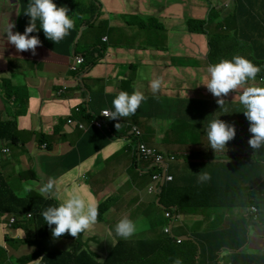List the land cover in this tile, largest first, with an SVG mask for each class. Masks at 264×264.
Masks as SVG:
<instances>
[{"label":"crops","instance_id":"0c3cea01","mask_svg":"<svg viewBox=\"0 0 264 264\" xmlns=\"http://www.w3.org/2000/svg\"><path fill=\"white\" fill-rule=\"evenodd\" d=\"M93 1L54 0L58 6L69 8V15L71 16L72 13L75 16V27L68 36L55 44L46 38L38 22L39 31H34L30 35H38L42 45L38 46L37 54L32 55L30 51L22 54L14 50L16 48L7 41L6 34L10 24L15 25L14 32H24L30 20V17L24 14L29 0H0V121L12 122L16 127L14 140H0V175L7 177L5 171L8 170L10 183L15 180L26 182L31 178L36 189H41L43 186L41 181L46 183L48 178H55L58 191L42 197L51 198L50 200L56 203L55 197L63 196L65 191L73 187L93 199L97 205L108 203L102 219L86 235L93 239L92 244H104L98 250V255L107 257L120 238L115 235L114 226L122 216H129L137 223V232L134 238L131 237L133 239L156 238L153 225L164 222L157 211L160 209L154 204L155 198L145 191L149 182L148 176L145 175L146 163L136 161L131 150L136 145L132 124L138 127L145 144L153 146L161 153L178 156L177 172L182 170L183 165H188L190 168L194 165L185 157L195 154L205 164L210 161L212 154L202 148H188L190 145L188 142H173L174 120L172 119L179 116L170 109L181 105L179 100L188 97L189 94H193L194 98L203 99L208 96L198 87L203 82L199 78H204L206 72H202L197 67L194 73L192 69L184 73L180 65L170 67L173 59L179 61L184 58L205 59V53L187 52L186 44L192 38L190 32L178 29L169 34L162 23L161 20L165 16L172 18L178 13L173 5L175 1L98 0L100 6L97 18L95 12H91V15L87 13V8L92 6ZM193 1L195 0H190V3L192 4ZM183 3L181 1L179 4L181 10ZM194 6L197 5L194 3ZM170 8L172 13L168 12ZM132 15H137L133 20H138L140 17H146V20L154 18L162 27L153 33L143 29L150 32L145 34L147 42H136V37L142 29L130 25ZM198 16V12L190 15L183 13L182 19L199 18ZM259 16L263 17V14ZM89 19H95V22L89 23ZM251 19L253 27L264 26L262 19L252 17ZM183 25L186 28L185 22ZM240 29L246 28L240 27ZM216 33L225 35L227 31ZM157 35H162L161 39L157 38ZM206 36L210 37V35ZM201 38L206 46V39ZM164 47L168 49L167 52L163 50ZM82 53L86 55L85 64H79L76 59V56ZM259 57H262V54ZM73 65L85 69L82 73H77L73 71ZM159 76H163L165 86L158 93L153 94L149 88V81ZM133 86L143 91L147 99L134 115L117 120L119 123L123 122L118 126L119 131H114L117 134L115 137L107 130V123L110 120L107 118L106 126L103 131L97 133L99 140L94 145L92 138L95 134L91 133V130H95L86 119V113L99 117L102 110L112 111L115 94L119 91L131 93ZM193 88L195 90L191 92ZM75 107H80V112L73 110ZM225 107L229 110L234 104L225 103ZM68 118L77 123L85 122L89 130L81 131L68 126L66 124ZM41 135L48 138L49 151H43L39 147ZM109 137L112 139L110 140ZM10 141L14 142L10 143ZM8 147L13 149L12 159L8 157L10 154L3 152V148ZM229 151L230 154L225 156L235 155L237 157L235 161L238 158L241 160L251 158L244 143L229 148ZM244 151L249 154L245 153L241 156L240 153ZM203 152L208 154L205 159H203L204 155H200ZM133 166L135 171L132 173ZM205 166L209 170L208 164ZM240 168L249 167L234 163L229 168V172L234 178H244V181L247 179L259 181L260 176L264 174V172H255L247 178ZM121 175L123 179L116 182ZM13 188L17 189H13L16 195L27 190L14 185ZM46 195L49 197L47 198ZM138 200H142L145 206L136 205ZM239 212L238 207H233L230 214L237 215ZM263 215L264 212L259 213L256 220L249 217L248 237L236 239L238 243L235 244L239 245V248L244 244L242 241L246 240L245 246L240 248L241 252H236L237 255L255 257L262 253L264 218L261 217ZM3 217L0 216V264L7 263V255L2 252V248L4 249L2 244L8 241L10 244L6 246L12 251L11 257L20 259L17 257L22 254L24 241H28L27 238L37 228L36 222L8 227V221L2 219ZM199 218V214L185 211L181 216L180 225L177 226L179 228L170 229V234L173 236V232H176L178 238H181L193 232L202 234L212 230L207 223H213L214 220L209 218L204 225H198L196 220ZM185 222L190 223L187 228ZM7 228L13 231L8 237L5 235ZM156 228L162 231L160 225ZM47 237H50L49 233ZM19 239L21 241H18ZM232 245L234 244L226 242L223 252L216 261L231 264V257L234 255L230 254L228 247Z\"/></svg>","mask_w":264,"mask_h":264},{"label":"clouds","instance_id":"9594fccd","mask_svg":"<svg viewBox=\"0 0 264 264\" xmlns=\"http://www.w3.org/2000/svg\"><path fill=\"white\" fill-rule=\"evenodd\" d=\"M234 1L235 0H229L228 7L230 8V12L226 17L223 29H220V26L218 25L213 26L212 24H207L209 28L208 33H195L197 35H202L206 39V46H204L205 52L207 51V42L209 40L216 47L215 56L219 55L223 51H227L228 53H230V59L222 58L219 60V62L211 63L208 65L207 75L204 77V80L201 84L206 86L207 90L215 98H217V104L219 105L220 109H223L224 114L228 113V109L225 107V97L229 93H231V95H234L233 92L236 93L235 97H238L239 104L243 107L242 112L250 122L249 132L251 133V136L248 140V143L244 144L250 154L253 155L251 148L254 150V152H258L261 149L264 151V63L259 66L257 65V61L264 56V53L262 54V57L258 56L257 58H252L247 54L246 50L248 48V45L250 44H254L256 46L260 44L261 46H264V41L258 42L251 39H236L233 37L229 44H220V46H217L216 42L211 40L210 37L206 36L210 35L211 33H216L217 31H227V33H229L227 18L232 14V9L234 8L233 5L235 3ZM197 2L203 3L204 0H198ZM216 4H220V1L216 0ZM99 6L100 2L98 0H94L92 6L87 8V13L91 15V12H95V18H97ZM207 10L209 12L205 17L193 19H206L207 17H211L212 15H214V12H212L209 7H207ZM24 14L30 17L29 23L26 25L24 32H14L13 30H15V25L10 24L6 33L7 41L14 45L16 48L13 49L22 54H26V51H30L32 55H36L38 46L42 45V41L40 40L38 35H30L34 31H39L37 27L38 22L39 27L43 29L46 38L53 41L55 44H58L66 36H68L71 33V30H73L75 27V16L72 13L71 16L69 15V8L67 6H58L54 2V0H29ZM251 17L254 18V14H251V16L248 14L245 19L241 20L244 23H250L253 22ZM213 20H217V18H210V22H212ZM88 22L94 23L95 19H89ZM85 56V53L76 56L79 64L86 63ZM206 59L207 55H205L204 61H206ZM72 69L77 73H82L85 68H82L79 65H73ZM141 75H143V73H141ZM164 86L165 83L163 76L154 77L149 81V88L153 94L158 93ZM146 99L147 97L145 96L144 92L141 91L138 87L133 86V91L131 93L127 91H119L115 94V97L112 100V111L108 109L105 110H108L109 112L102 110L99 117L88 115L86 113V119L89 121L91 127H93V129L95 130H91V133L95 134V136L92 138V140L95 142L93 144L95 145L98 142L99 138L97 136V133L103 131L104 127L106 126L107 118L110 119L107 123V130L109 134H112L115 137V135L117 134L114 133V131H119L118 126L123 122L122 121L119 123L117 120L134 115L139 109L140 105ZM74 110L80 112L81 108L75 107ZM241 114H236L231 118L234 124H230L220 119V117L213 118L208 122L206 129L208 147L214 150L215 153L227 149L228 142L235 138V126L241 124ZM97 123H99L100 125H98ZM66 124L81 131L89 130L85 122L77 123L71 118L67 119ZM131 128L133 131V135L136 138V145L131 148L134 159L136 161L146 163L145 175L148 176L147 178H149V182L145 187V191L148 195L155 198L158 190L165 184L172 181V176H163L162 172L167 171L168 164L173 162L177 164L179 162V158L175 154L161 153L153 146L145 144L141 139L142 135L138 127L132 124ZM136 131H138V134H136ZM109 139L111 140L112 137H109ZM138 143H142L146 148H153L158 153H160L164 157V166L159 167L154 164L153 161H145L140 159L136 152V146ZM39 147L43 151H49V141L46 136L41 135L39 139ZM3 152L7 155H11L9 149H3ZM252 155L250 156L252 157ZM187 167L189 169L186 171L185 168ZM185 172H187L188 174L186 175L187 177L194 176V172L192 171V169L188 165H183L181 172H177L178 178H182V175H185ZM154 176H157L159 181H155L153 179ZM263 177L264 176L261 175L259 181H251L250 179L246 180L248 184H255L256 182L255 188L248 187L249 191H251L252 193L251 195H248L246 198L243 197L241 192L240 195H237L238 199L236 198L237 203L235 204V207H238V211H240L239 213L243 217L248 219V221H250V218L257 219L258 214L264 212ZM7 179L9 180L11 179V177H8ZM208 179H210V174L204 173L202 171L198 173V182H203ZM56 191H58V185L55 178H48L47 182L44 183L41 187V192L43 194H50ZM11 192L18 199H24L16 195L14 191ZM24 193H28V197H36L40 200L32 198L29 201V207L21 209L19 212H14L13 210L5 212V214H3V218L4 220L8 221V227L17 224L36 222V233L32 232L31 235L27 238L28 240L40 233L46 236H48L49 233L50 237H52L51 241L57 243L58 249L70 250L74 245V239L67 238L66 235H71L77 241L78 239H81V241H78L80 243L79 251L86 250L87 252H90L98 261H103L110 256L111 251L108 253L107 257H105V255L99 256L98 250L101 249V247L99 249L97 248V245L99 244H92L91 242L93 241V239H90L85 235L80 236L82 233L90 231L102 219L103 214L99 217L98 210V207L101 205H97V203L93 199L86 196L75 187L71 188V190L65 191L63 196L55 197L57 199V203L53 200H50L51 198L46 199L43 197L31 196L29 190H26ZM232 195H236L235 191L232 193ZM245 201H248L252 204H246L247 206H243L242 204L243 202L246 203ZM104 205H106V203ZM182 214L183 213L181 212H177L175 215H173L171 211L170 213L167 211H163L164 222L162 223V225H160V229H162L165 235L169 233V235L172 236L170 234V229L174 225H180V222L182 221ZM137 227L138 226L136 221L131 219L129 216H122L114 226L115 235L120 237L117 241H127L132 236L134 238L137 232ZM12 232L13 231L11 229L7 228L5 235L8 237L9 235H12ZM139 239L143 240L147 238L138 237L137 240ZM18 241H21V239H19ZM9 244L10 243L8 241L2 244L4 246V251L5 246ZM23 246H26L25 243H23ZM55 250H57V248H55ZM81 253L87 254L89 256L88 253ZM46 254L47 251L44 248H41L31 253H22L17 258L21 259L20 264H35V262L40 257H42L41 260L44 259V256ZM16 260L19 259H14V264H18V261ZM22 260L25 263H23ZM8 262L10 261H7V263ZM40 262L36 264H39ZM173 264H183V261L180 257H176L173 260Z\"/></svg>","mask_w":264,"mask_h":264},{"label":"trees","instance_id":"16d2710c","mask_svg":"<svg viewBox=\"0 0 264 264\" xmlns=\"http://www.w3.org/2000/svg\"><path fill=\"white\" fill-rule=\"evenodd\" d=\"M206 1L208 2V0ZM234 2L233 7L236 10V19H245L248 14L250 16L251 14H254L255 19L260 18L264 22V0H235ZM256 11H259L258 14H263V17L256 14ZM136 16L132 15V18L130 17L129 23L131 26H136L139 29H148L151 33L157 32V30L162 27V25L154 18H149V22H144L143 17H140L138 20H133ZM215 18H217V16ZM184 22L188 32L198 34H206L209 32L207 24L210 23V17H207L206 19H187ZM155 25H157V27ZM161 37L162 35H157V38L161 39ZM209 42L210 41L208 40L209 51L207 47L206 52L205 48H203L202 52L199 50L202 54L205 53V55H207L205 61L207 67L211 63L219 62L222 58L230 59V53L227 51H223L215 56L216 47L212 42ZM163 50L167 52L168 49L164 47ZM181 60L183 61V64H188L190 67H192V65L196 66L197 64H191L195 59L184 58V60ZM179 62V60L173 59L170 67L173 65L178 66ZM263 63L264 56L257 61V65L259 66ZM206 75L207 74H205V76ZM199 80L203 81L204 79L199 78ZM198 87L202 89V91H205L208 96L203 99L202 97L194 98L193 94H189L188 97H183L179 100V103H182L181 105L174 106L170 109L175 111L179 116L176 119H172L174 120V123L172 124L174 143H187L190 137L193 140H196V131L201 128L200 125H208V122L213 118L220 117V119L230 124H234L231 118L236 114L242 113L240 116L242 120L244 119L245 115L242 112V105L239 104V101H231L232 98H236L235 95L229 93L225 97V103H233L234 107L229 109L228 113L224 114L223 109H220L217 104V98L207 90L206 86L201 84L198 85ZM194 90L195 88L191 89V92H194ZM213 97L215 98L214 100H212ZM205 99H211L210 103H212V105L210 106ZM89 108L90 107H88V109ZM235 127L236 136L233 140L228 142V149L240 146V143H248L251 136L249 126H245L241 123ZM188 131H190V133H188ZM15 135L16 127L14 123L0 122V140H14ZM12 142L14 141H10V143ZM251 150L253 152V155L251 154L252 157L248 160L242 161H235L237 158L235 155L223 157L212 156L210 161L205 163L206 165L208 164L209 170L203 166H191V168H193L192 171L194 172V176L192 177H187L186 175L188 174L185 172L184 178H178L176 164L174 162L170 163L168 164L167 171L172 175V181L161 187L155 197L154 204L160 209L159 213H161L159 217L161 218H163V211L169 213L171 211L172 214L175 215L177 212L185 213V211H189L190 208L210 207L214 208V210L220 211V214H224L226 219L223 226L214 228L202 234H195L193 232L187 234L181 239H177L178 236L176 232H173V236H170L168 233L165 236L158 235L156 238L154 237L152 239L137 240L130 238L127 241L120 240L112 248L110 256L103 261L96 260L93 255L86 250L79 251L80 243L78 241H81V239H78L77 241L71 235H66L67 238L74 239L73 247L70 250L57 249L47 253L44 256V262L41 264H173V260L176 257H180L183 264H216V258L218 259L219 255L223 252V247L226 246V242L234 244L231 247H228L230 254L234 255L231 257V264H264V251L255 257L236 254V252H241L240 248L242 249L246 244V240L242 241L244 244H241L239 248V245H236L238 243L236 239H243V236L244 239L248 237V224L246 223V220L248 219L245 217L242 218V215L240 214L232 215L227 212L229 207L235 206L229 201V195H232L235 191L237 197L241 192L243 197L246 198L248 195L252 194L248 187H256V184L253 183L243 185L244 178H234L231 172H229L231 165L236 163V165H241L243 167L248 166L249 168L247 169L240 168L241 171L243 170L245 172L247 178L251 177L255 172H264V151L261 149L258 152H254L252 148ZM211 152L212 155H216L215 151ZM200 155H204L203 159L208 156V154H205L204 152ZM258 155H260L261 158ZM201 171L210 174V179L198 182V173ZM262 175L264 176V174ZM7 180V177L4 178L0 175V216L5 214V212L12 210L14 212H19L21 209L28 208L29 201L32 198L40 200L36 197H27L23 200L18 199L10 191L11 189L8 186ZM262 180L264 181V177ZM242 205L247 206L244 202ZM107 206L108 203L98 207L99 217L104 214ZM154 225L153 228H156L157 226L162 225V222ZM178 228L179 227L174 225L171 229L176 230ZM90 231L82 233L80 236H86ZM193 231L195 230L193 229ZM99 248L100 247H98V249ZM81 252L88 253L89 256L87 254H82ZM16 261H18V264L21 263V259ZM22 262L25 263L23 260ZM6 264L11 263L8 262Z\"/></svg>","mask_w":264,"mask_h":264},{"label":"rangeland","instance_id":"374dc122","mask_svg":"<svg viewBox=\"0 0 264 264\" xmlns=\"http://www.w3.org/2000/svg\"><path fill=\"white\" fill-rule=\"evenodd\" d=\"M175 3L174 8L176 9V11L178 12L177 14H174V16L172 18H168V17H164L162 21V23H164V25L166 26L167 32L170 34L171 31H176L178 29H182L183 31H187V29L185 28V26L183 25V22L185 21V19H182V15L184 13V15H190L193 12H198L199 13V18L201 17H205L208 14V10L207 7H209L212 11L215 12L214 15H212L210 18L213 19L217 16V20H213L212 22H210L209 24H212L213 26H220V29H223L225 21H226V17L230 12V8L228 7L229 4V0H219L220 4H216V0H208V2L206 0H204V2H195L193 1V3H190V0H181L183 1V6L182 9H180V0H174ZM226 2V5H225ZM197 5L196 7L194 6ZM209 3V4H208ZM233 5V4H232ZM82 7H86V5H82ZM169 13H172V8L169 9L168 11ZM185 12L187 14H185ZM256 14L259 13V11L255 12ZM150 14V13H149ZM261 15V14H258ZM193 17H195L194 15H192ZM189 19H193V18H189ZM144 22H149L150 20H146V17L143 18ZM187 20V19H186ZM253 21V20H252ZM125 22V21H124ZM227 26L229 27V33H225L224 34H218V33H211L210 34V39L213 40L214 42L221 44V45H226L229 44L232 40V38H238V39H251L254 41H258V42H262L264 41V26L261 28H255L253 27V22L250 23H244L241 19H236V10L235 8L232 9V14L227 18ZM127 27V25H126ZM240 27H245L246 29L241 30ZM219 28V27H218ZM188 32V31H187ZM145 34H150V32L148 30H141L139 32V36L136 37V42L142 41L147 42L146 36ZM190 36H198L195 33H190ZM196 39V40H194ZM187 48L189 49V47H191V51H189V54H193V53H197L199 52V50H202L201 47L204 48V43L201 37H192L190 38V40L187 42ZM247 54L250 55L252 58H257L259 55L264 53V46H261L260 44H258L257 46L254 44H250L248 45V48L246 50ZM29 53V52H26ZM242 54V53H240ZM169 56H171L170 54H167ZM164 58L166 59V57L164 56ZM205 59H195L191 62V64L193 63H197L196 66L192 65V67H190L188 64H183V61H180L178 65H180V67H182L184 69V73L186 70L188 69H192V72L194 73L196 71V68L199 67V70H201L202 72H206L207 74V63L204 61ZM204 79V78H202ZM233 94L236 96V93L233 92ZM234 97V96H232ZM215 98L213 97L212 100H214ZM208 101V103L211 102V99H205ZM231 101H238V97L236 98H232ZM213 108V107H211ZM74 110V109H73ZM163 121V120H162ZM241 123L245 126H250V122L247 120L246 116H244V119L241 121ZM201 128L197 129V138L196 140H193L191 137L188 139V143L190 144L188 148H202L204 150H208V151H214L212 150L210 147H208V140H207V134H206V129H207V124H202L200 125ZM192 131V130H191ZM181 132V131H180ZM193 132V131H192ZM194 133V132H193ZM29 143V142H28ZM185 144V143H184ZM183 147V146H182ZM3 149H9L11 155H9L8 157H11L12 159V150L10 147L8 148H3ZM249 154V152L244 151L242 154L240 153V155L242 156L243 154ZM212 154V152H211ZM217 154L219 155H226V154H230L229 149H224L223 151L217 152L216 155H212V156H217ZM3 157V156H2ZM6 157V156H5ZM215 158V157H213ZM185 159L188 160V162L190 164H194V165H199V166H203L205 168H207V166L202 165L204 163V161L198 157L197 155L193 154L189 157H185ZM238 161H242L241 158L237 159ZM201 164V165H200ZM189 168H185V170L187 171ZM135 171V167L133 166L131 168V172L133 173ZM163 176H172L168 171H163ZM130 174V172H129ZM5 175L7 177H9L10 174H8V170L5 171ZM184 176V175H182ZM211 176V175H210ZM130 177V175H129ZM123 179V175L119 176V178L116 179V182H120ZM11 179H9L7 181L8 186L10 187L11 191L17 190L15 188H13V185L15 187H21V189H27L30 191L31 196H37V197H42L43 194L41 192V189H36L34 187V184L32 182H34L33 179L29 178L28 181H22V182H17L16 180L12 183H10ZM159 181V180H158ZM41 183H45L44 181H41ZM244 185H248L247 181H243ZM256 184V182H255ZM14 189V190H13ZM144 189V187L142 188V190ZM19 197L22 198H27L29 195L28 193H19L18 194ZM46 197L48 198L49 196L46 195ZM229 201L231 202V204H236L237 203V197L236 195H229ZM246 204H252L248 201H245ZM136 205H139L140 207H144L145 204L142 200H138ZM235 207V206H234ZM232 207H229L227 209V212L231 213ZM133 210H131L132 212ZM159 212V210H157ZM190 212L196 213L200 215V218L197 221L198 225H204L206 223V221L210 218L212 220H214L213 223H207L209 224L211 227V229L214 228H218L220 226H223L225 224V219L226 217L224 216L223 213L220 214V211L218 210H214V208H210V207H204V208H190L189 209ZM161 213V212H160ZM240 214V213H238ZM241 215V214H240ZM243 218V216H242ZM262 219L264 218V215L261 217ZM4 219V218H2ZM256 220V219H253ZM246 223L248 224V220H246ZM185 228H187V226L190 225L189 222H185L184 223ZM154 233L158 236H165V234L163 235L162 231H159L158 228H154ZM44 235V234H43ZM41 233L31 237L28 241H24L26 246L22 247V253H31L33 251H37L41 248H44L47 253L55 251V248L58 249V245L57 243H54L52 240V237H47L46 235L43 236ZM183 238V237H181ZM39 242V243H38ZM104 246V244H99L97 245L98 247H102ZM264 251V249L262 250ZM2 252L3 254L6 253V255L8 256L7 261H10V263L14 264V258H12V251L8 248V246H5V251L2 248ZM42 257H40L36 262H40ZM44 260L42 259L41 263H43ZM216 264H223L220 261H217Z\"/></svg>","mask_w":264,"mask_h":264},{"label":"built area","instance_id":"2783aa9c","mask_svg":"<svg viewBox=\"0 0 264 264\" xmlns=\"http://www.w3.org/2000/svg\"><path fill=\"white\" fill-rule=\"evenodd\" d=\"M104 111H108V110H104ZM97 124L100 125L99 123ZM136 134H138V131H136ZM136 152L140 159L145 161H153L154 164H156L159 167L164 166V157L160 153H158L155 149L146 148L144 144L138 143L136 146ZM153 179L156 181L158 180V177L154 176Z\"/></svg>","mask_w":264,"mask_h":264},{"label":"bare ground","instance_id":"6f19581e","mask_svg":"<svg viewBox=\"0 0 264 264\" xmlns=\"http://www.w3.org/2000/svg\"><path fill=\"white\" fill-rule=\"evenodd\" d=\"M190 37H203V36L202 35H198V36H190ZM201 49H203V47H201ZM186 50H187V52L191 51V47H189V49H186Z\"/></svg>","mask_w":264,"mask_h":264}]
</instances>
